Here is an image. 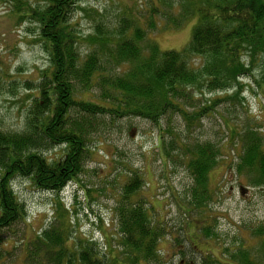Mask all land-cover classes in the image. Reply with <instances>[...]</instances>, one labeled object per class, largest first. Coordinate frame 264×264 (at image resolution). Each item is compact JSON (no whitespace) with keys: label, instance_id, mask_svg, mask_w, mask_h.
Wrapping results in <instances>:
<instances>
[{"label":"trees","instance_id":"obj_1","mask_svg":"<svg viewBox=\"0 0 264 264\" xmlns=\"http://www.w3.org/2000/svg\"><path fill=\"white\" fill-rule=\"evenodd\" d=\"M11 1L16 19L36 24L35 41L44 44L51 63L41 72L38 93L30 95L24 128H0V233L26 221L27 206L14 181L28 179L37 189L60 192L79 180L93 152L89 143L96 134H103L107 115L113 120L140 116L162 129L161 120L177 111L191 126L215 105L190 112L181 100H193L191 87L226 88L241 73L251 71L241 62L243 54L251 53L253 64L256 54L264 55V0H161L170 10L181 4L182 12L172 16L174 28L197 18L192 38L181 51L162 50L154 41L143 49L146 29L136 27L130 34L127 16L114 27L117 42L103 19L96 22L92 34L83 37L73 19L82 0ZM81 41L90 44L85 54ZM193 57H204V63L191 65ZM116 68L124 70L111 72ZM33 82L27 81L28 90ZM243 137L237 170L254 172L251 184L264 188V136L251 130ZM173 142L174 150L179 143ZM220 154V147L212 142L198 143L186 152L185 164L194 180L190 204L196 209L210 200L209 173L218 166ZM142 179L135 171L115 207L119 247H114V238L108 239V251L93 237L71 242L72 229L63 209L59 223L38 234L29 257L35 264H166L160 245L166 227L152 222L141 200L133 202ZM200 230L207 236L214 234L208 227ZM242 256L245 264H255L248 252Z\"/></svg>","mask_w":264,"mask_h":264},{"label":"rangeland","instance_id":"obj_2","mask_svg":"<svg viewBox=\"0 0 264 264\" xmlns=\"http://www.w3.org/2000/svg\"><path fill=\"white\" fill-rule=\"evenodd\" d=\"M30 2L36 4L37 0ZM12 10L11 0H0V128L22 130L30 95L38 93L35 90L42 79L41 72L51 62L44 44L35 41L36 24L29 19H16ZM179 12L181 4L170 10L161 0H82L73 19L83 37L92 34L96 22L103 19L111 31L109 36L117 42L114 27L127 16L130 34L136 27L146 29L143 49L154 41L162 50L181 51L192 38L197 18L176 29L172 16ZM89 48L88 42L81 44L84 54ZM263 58V54H256L253 64V55L243 54L241 62L251 71L241 73L226 88L212 91L191 87V104L181 100L190 112L215 104L191 126L177 111L161 120L162 129L140 116L113 120L107 115L103 134H96L89 143L93 152L86 161L85 172L79 180L69 182L63 192L42 191L28 179H16L13 187L26 203L28 213L26 221L0 233V264H35L29 257L35 250L34 241L45 228L59 223L63 209L67 210L65 221L72 229L71 242L78 237H93L108 251V239L114 238V247H119L115 240V207L122 199L123 186L135 171L143 179L133 202L141 200L148 207L152 222L166 227L160 244L166 264H174L169 254L179 250V244L193 251L190 237L216 264H245L242 255L246 252L253 263L264 264V188L251 184L254 172L237 170L243 136L251 130L264 136ZM191 60V65L199 67L205 58ZM121 70L124 68L111 72ZM28 80L34 81L32 90L26 88ZM92 91L99 95L98 88ZM175 139L179 145L173 150ZM205 142L217 144L221 154L218 166L209 173L210 200L207 206L196 209L190 204L189 189L194 180L186 165V152ZM204 227L211 228L214 234L207 236L200 230Z\"/></svg>","mask_w":264,"mask_h":264},{"label":"flooded vegetation","instance_id":"obj_3","mask_svg":"<svg viewBox=\"0 0 264 264\" xmlns=\"http://www.w3.org/2000/svg\"><path fill=\"white\" fill-rule=\"evenodd\" d=\"M241 190L242 192H245L243 188H241ZM190 244L193 251H188L182 244H179L180 249H175L169 254L170 260L173 259L172 262L174 264H216V261H214L212 258L210 259L209 257H207V253H204L201 245L199 246L197 241L192 239L191 237ZM200 254L202 255L200 256ZM216 259L218 260V262H220L218 258ZM223 264H228V262H223Z\"/></svg>","mask_w":264,"mask_h":264}]
</instances>
